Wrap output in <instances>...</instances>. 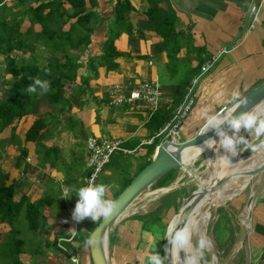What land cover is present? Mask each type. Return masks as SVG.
Masks as SVG:
<instances>
[{"label": "crops", "instance_id": "crops-1", "mask_svg": "<svg viewBox=\"0 0 264 264\" xmlns=\"http://www.w3.org/2000/svg\"><path fill=\"white\" fill-rule=\"evenodd\" d=\"M53 1L3 0L1 3L11 15L19 14V34L21 38H26L30 47L34 46L33 50L24 47L21 52H15L14 56L18 60L42 67L50 59H60L58 51L54 56L48 50L46 41L53 40V32L59 31L57 15L52 16L50 29L53 32L49 36L43 31V27H49L47 19L50 10L46 8L42 13L36 12L38 17L32 13L40 5ZM126 1L133 11L124 14V21L117 26L114 21L117 0H84L85 12L93 15L88 25L92 33L91 44L79 55V61L85 64L90 59L102 56L103 43L111 33L119 29L114 41L115 49L120 53V57L115 60L118 68L108 71L97 63H87L79 69V75L86 77V80L81 82L77 79L64 87L63 96L67 104L63 106H51L46 99L36 97L30 112L13 125L21 146L26 149V155H20V145L17 142L5 148L0 160V169L8 175L7 185H14V201L24 196L33 203L45 197L50 203L49 207H44L46 223L39 232L43 252H34L35 257L29 255V264H71L63 253L54 248V242L65 237L56 238L61 231H69L70 214L76 202L74 195L64 198L65 193L83 185L88 177L86 174L90 173L86 148L89 137L121 140L124 148L137 150L132 157L137 158L138 164H142L152 159L160 144L158 141L153 154L149 156L148 148L159 140L156 133L148 127L150 118L166 112L170 114L171 121L176 110L183 104L189 88H193L195 103L181 125L178 142L193 138L205 125L204 113L229 109L244 94L264 83V6L259 12L258 24L254 30H245L249 7L257 0H162L159 7L174 12L177 19L176 31L181 33L180 40H186L172 62H169L163 50L161 37L154 31L153 19L147 15L148 1ZM62 8L69 15L74 12L65 0H62ZM50 14L53 15V12ZM7 20H10V16ZM37 20H41L42 25ZM75 22L76 18L66 19L61 32H68ZM78 52L69 51L70 56ZM219 52L222 53L218 55ZM216 55L219 57L214 66L207 73L201 74L204 63ZM5 67V61L0 55V90L8 88L6 85L3 87V84L12 79L11 76L5 78ZM195 80L197 82L193 86ZM143 81L159 86L160 97L155 111L109 106L108 95L112 86L135 85ZM37 119L44 120L46 127L40 132L36 142L24 143L27 130ZM11 132L12 126L0 133V139H9ZM255 140L256 136H249L247 143L241 148L246 150ZM149 141L152 143L147 144ZM52 148L56 149L57 154L51 157L53 166L50 167L43 161L42 151ZM226 154L224 149L218 154L219 170L223 168ZM238 163L239 161L234 160L233 170ZM106 166H110V162ZM106 174H109V170H106ZM237 196L218 208L217 225L213 226V230L218 227L216 231L222 232V236L227 233L231 247L235 246V251L239 252L242 250V212L245 214L248 196ZM235 200L237 202L234 203ZM51 222L61 223L56 228L50 226ZM120 222L113 227L111 234ZM7 228L5 233L9 229ZM84 231L85 229L81 230L82 233ZM220 245L218 244V251L221 249ZM249 247L250 264H258L264 248V175L253 200ZM119 250L118 246L112 249L114 264L119 262ZM22 255L27 254H21L19 258ZM78 256L81 264H89L86 247L81 248ZM129 261L137 264L135 258ZM109 264H112L111 251Z\"/></svg>", "mask_w": 264, "mask_h": 264}, {"label": "trees", "instance_id": "trees-1", "mask_svg": "<svg viewBox=\"0 0 264 264\" xmlns=\"http://www.w3.org/2000/svg\"><path fill=\"white\" fill-rule=\"evenodd\" d=\"M74 10L72 15L67 14L62 8V0H54L52 3L48 2L46 4L40 5L38 8L32 11L34 16L36 12L42 13L46 8L53 12V15L48 14L49 27H43V31L47 35H51L53 32L50 29V24L52 22V16L58 17L59 31L53 32V40L47 41V48L51 53L58 51L60 53V59L53 58L50 59L46 66H36L24 60H18L15 56V52H21L24 50V47H28V50H33L34 46H29L27 44L26 38H21L19 34V22H17V16L19 14H12L6 7L1 4L3 0H0V55L3 57L6 67L5 73L10 74L12 77L11 80L4 82L8 88H2L0 93H3L0 96V133L3 132L6 128L12 126L11 136L7 140L0 139V160L3 157L5 148L8 145H14L18 142V149L21 156L26 155V149L21 146L18 136L16 135V129L14 123L21 120L26 116L32 107L33 101L36 97H41L46 99L51 106H63L67 104V100L64 98V87L67 84L74 83L77 79L80 81H85L86 77L79 75V69L85 67L87 63L94 64L97 63L100 67H105L108 71H114L118 68V65L115 63V60L120 57V53L115 49L114 41L115 37L119 33V29L115 30L109 35V38L102 45V56L99 58H93L87 61V63H82L79 61V55H81L91 44L90 35L92 29L88 27L90 20H92L93 15L91 12H85L84 10V0H65ZM149 7L147 10L148 17L152 18L154 21V31L161 37V43L163 50L166 52L169 62L174 60V57L181 50L182 44L186 40H180L181 33L176 31L177 19L172 10H165L159 7V4L162 3V0H147ZM116 14H115V23L118 26L119 23L124 21L123 16L126 13L133 11V8L130 6V3L126 0L120 1L117 0L115 4ZM58 12H57V11ZM10 16V20H7V17ZM76 18L74 25L70 26L68 32H61V28L65 24L66 19ZM41 23V20H37ZM55 22V20H53ZM79 51L78 54L70 56L69 51ZM55 56V54H54ZM35 79L41 81H47L48 90L40 92V89L37 88V91L34 93H28L26 91L27 86L31 84ZM171 119L169 113H162L161 115H153L148 123L149 129L152 132L157 133L161 128L165 126ZM46 127V122L42 119H37L30 126L25 134L24 143L27 142H36L39 138L40 132ZM158 140L154 141L153 146L148 148L149 156L153 154L155 146H157ZM255 144L252 143L247 147L245 152L250 153L253 150ZM57 154L55 148L52 149H43V161L49 164L50 167L53 166L51 162V157ZM42 158L40 157V160ZM146 161L142 163L136 170V172L127 180L124 188L130 183L132 178L138 174L146 165L150 163ZM176 170H172L167 173L164 177L159 179L153 184L157 188H164L168 186L175 174ZM89 175L88 173L86 174ZM8 175L5 174L0 169V224L6 225L9 229L6 232L5 237L0 240V259L1 260H10L9 263L5 264H22L19 256L24 254L22 248L24 245V240L16 239L12 241L14 233H17V221L20 215H23L28 228L34 234L40 232L42 225L46 223L44 217V207H49L47 198H41L37 202L31 203L27 198L22 196L18 201H14L15 198V188L13 184L7 185ZM122 188L118 193L113 196L112 201L120 194L124 189ZM164 208L167 210V213L171 212L175 214V204L171 202H166ZM152 216V215H150ZM140 222L145 221L143 218H138ZM148 221V220H147ZM162 221V220H161ZM161 221L157 223H161ZM100 220L88 223L85 218L78 223V230L76 236L70 243L65 245L68 253L70 255H78L82 247L87 248L86 240L89 233L99 224ZM151 223L150 221H148ZM17 224V225H16ZM67 224H65V227ZM85 229L82 233L81 230ZM59 236L68 237V232L65 230L57 234L56 238ZM112 238V234H111ZM11 241V242H10ZM54 248L61 253L56 246V240L54 242ZM111 243V239H110ZM163 243V242H162ZM110 247V244H109ZM242 252L243 249H242ZM65 255V254H64ZM204 256L207 257V254L204 253ZM35 256V255H34ZM67 258L68 256L65 255ZM162 256V255H161ZM242 264L244 263V253L241 256Z\"/></svg>", "mask_w": 264, "mask_h": 264}, {"label": "rangeland", "instance_id": "rangeland-1", "mask_svg": "<svg viewBox=\"0 0 264 264\" xmlns=\"http://www.w3.org/2000/svg\"><path fill=\"white\" fill-rule=\"evenodd\" d=\"M239 136H243L247 143L249 136L254 137L255 135H249L248 132H246L244 129H241L238 134V137ZM262 137L263 136L259 138L256 137V140L254 141L255 147H253V150L250 153L255 150ZM243 145L244 144L237 145L235 160L239 161V163L235 166V170H240L242 168L243 161L248 158L243 157L250 154H247V152L244 151L245 149L241 148ZM221 150L222 148L220 146L217 149L213 150L211 152V158L213 160L218 159L217 153L221 152ZM132 156L133 155L124 156L119 153L114 154L111 158L112 160H110V166L104 167L102 172L97 176L95 183H103L104 185H106V197L108 199L112 200L113 196L122 188H124L127 180H129L133 173L137 170L138 165H141L138 164L137 158H134ZM116 166H118V169L115 168ZM217 168H220L218 166V163ZM106 170H109L108 175L106 174ZM213 172L214 167L211 166V163H208L207 157L201 155L194 161H192L188 167L176 170L172 182L168 186L164 187L168 189L166 192L158 191L162 188H157L156 185H152L150 188L142 192L139 197H137L129 205V207L127 208L126 216L121 220V222L119 221L120 223L115 227L112 233L111 243L108 249L109 252L111 251L112 264H114V255L112 253V249H114L115 246H118V248L120 249L118 257L119 262H117L116 264H132L129 260L134 258L137 264H143L146 249H150L155 242V251L161 255L163 236H158L157 233L163 232L169 221L178 213V210L180 209L184 199L191 192L195 191L198 186H200V182L209 179L210 174L212 175ZM255 180L256 177L254 179V184ZM79 186L81 185H78V187ZM152 192L155 193L152 194ZM248 193L249 188H246L241 194H239V196L244 198V196H248ZM237 200H235L234 203L237 202ZM228 201L224 202L223 205H220L219 207L211 211V218L206 228V235L207 238L211 241V245L210 247H206V249L203 250L202 254L200 253V264H242V250L236 252V247H231L232 245H230V240L227 237V233H224V236H222V232L221 234L216 231L218 227L213 230V226L217 225L216 219L218 208L225 206ZM163 202L174 203L176 207L175 214H172L171 212L167 213V210H165L164 208L165 204H163ZM242 214L245 215L243 212ZM139 217L143 218L145 221H137L139 220ZM86 219L88 223L94 222L90 218ZM147 220L151 223H149ZM158 220L159 222L162 220L160 224L157 223ZM17 222V233H14L12 241L16 239L24 240L25 243L23 245L22 252L26 253L27 255H22L20 259L22 260L23 264H29V255L35 257L34 255H36V251L38 253L43 252L40 245L42 242V237L40 233L34 234L29 230L27 222L23 215L19 216ZM59 223L61 222H51L50 226H55L57 228L60 226ZM6 228L7 227H2L0 225V240L5 237ZM224 229L226 230V228ZM195 241H197V238L193 239V248L196 250ZM218 244H221L220 251H218ZM51 248L52 244H50V249ZM204 253L207 254V257L203 255ZM213 255L216 257L215 261L212 259ZM5 262L9 263L10 260L0 259V264H5Z\"/></svg>", "mask_w": 264, "mask_h": 264}, {"label": "water", "instance_id": "water-1", "mask_svg": "<svg viewBox=\"0 0 264 264\" xmlns=\"http://www.w3.org/2000/svg\"><path fill=\"white\" fill-rule=\"evenodd\" d=\"M3 94H0L2 96ZM243 99L246 103L240 104ZM264 101V83L255 89L244 94L231 108L232 115L236 116L245 111L253 110ZM205 126V125H204ZM203 126V127H204ZM202 127V128H203ZM221 130L226 132L229 130L227 123L222 124ZM217 137L216 130L209 129L204 133L199 131L193 138L183 142H161L148 165H146L138 174H136L130 183L120 192V194L113 200L116 208L112 215L107 219L100 220L99 224L89 233L86 244L88 249L89 264H109V244L111 239V232L113 227L119 221L120 216L126 211L129 205L146 189L150 188L155 182L164 177L172 170L184 168L186 165L183 162V157L187 149L195 148L203 145L205 142ZM264 150V148H263ZM238 152V151H237ZM252 153L243 157H250ZM264 155V153H263ZM264 173V157L262 163L252 170H231L217 177L208 185L198 186L197 189L191 192L182 202L178 213L174 217H179L181 222L177 227L187 224L188 220L198 207V205L208 196L223 189L235 177H249V193L245 204L244 222L241 224L242 241L241 248L244 250V263L250 264V221L252 214L253 200L255 196V189L252 180ZM236 196V195H235ZM231 197L230 199L234 198ZM229 199V200H230ZM166 248H170L167 239L163 238L161 247V255L165 259V264H175V260L169 253L165 252ZM212 259L215 261L216 257L213 255Z\"/></svg>", "mask_w": 264, "mask_h": 264}, {"label": "clouds", "instance_id": "clouds-1", "mask_svg": "<svg viewBox=\"0 0 264 264\" xmlns=\"http://www.w3.org/2000/svg\"><path fill=\"white\" fill-rule=\"evenodd\" d=\"M5 78H10L7 74ZM39 88L42 91L48 90L47 81L35 79L27 86L28 93H34ZM246 103L243 99L240 104ZM205 126L199 129V133H204L209 129L216 130L219 145L226 153L236 154L237 145L245 144L246 140L243 136L237 137L235 134L244 129L249 135H255L257 138L264 136V116L255 111L248 110L239 115L233 116L231 109L217 111L215 113H204ZM227 123L229 128L233 130V135H227L221 130V125ZM207 143V142H205ZM264 143V141H261ZM252 147V146H250ZM76 197V202L71 213V219L77 223L85 218L92 221L107 219L112 215L116 208L114 201L106 197V185L103 183L88 182L78 188L71 189L66 192L64 198ZM181 222L179 217H173L166 225L162 233L163 238L167 239L170 248H166L165 252L172 256L175 250H185L191 244L192 231L187 224L177 227ZM156 242L150 249H146L143 264H165V259L155 251ZM210 245V241L205 236H200L196 241V249L202 254L203 250ZM186 264H196V256L187 257Z\"/></svg>", "mask_w": 264, "mask_h": 264}, {"label": "built area", "instance_id": "built-area-1", "mask_svg": "<svg viewBox=\"0 0 264 264\" xmlns=\"http://www.w3.org/2000/svg\"><path fill=\"white\" fill-rule=\"evenodd\" d=\"M263 6L264 0H257L251 4L245 20V30H254L258 24V15ZM221 53L222 52H219L218 55ZM218 55L211 57L204 63L201 67V74L207 73L214 66L219 57ZM196 82L197 80L194 81L193 86ZM159 97V86L149 81L139 82L135 85L115 84L110 88L108 95L109 106L111 107H128L131 110L150 109L151 111L157 109ZM194 103L193 88H189L183 104L176 110L172 120L156 133V138L159 139L158 141H160V143L163 141L174 143L179 141V130ZM151 143L152 141L147 142V144ZM86 148L88 152L87 166L90 173L85 179L84 184L95 182L97 176L110 162L114 154L119 153L124 156H131L137 152V150H128L124 148L122 141L119 139L99 138L94 136L87 139ZM77 230L78 223L71 219L68 237H61L56 240L57 248L68 256V260L71 264H81L79 256L77 254L70 255L65 247V244L70 243L76 236ZM258 264H264V248L262 249Z\"/></svg>", "mask_w": 264, "mask_h": 264}, {"label": "bare ground", "instance_id": "bare-ground-1", "mask_svg": "<svg viewBox=\"0 0 264 264\" xmlns=\"http://www.w3.org/2000/svg\"><path fill=\"white\" fill-rule=\"evenodd\" d=\"M252 111H255L261 116H264V101L260 105L255 107ZM225 133L231 136L233 135V130L229 129ZM238 134L236 135L237 137H238ZM261 141H264V136L261 138L255 150L252 152V155L244 161L242 168L240 170H252L262 163L263 157H264L263 155L264 143H261ZM217 146L218 147L220 146L218 142V137L210 140L207 143H204L201 146L187 149L185 151L183 162L186 165L184 166V168L188 167L192 161H194L196 158H198L201 155L206 156L208 163H211V166L214 167V172L212 173V175L210 174V178L207 179L206 181L200 182L199 185L201 186L208 185L209 181L212 182L220 175L233 170V162L235 160V155H232V153L226 154V160H225L222 170H219V168H217L218 159L213 160L211 158V152L217 149L218 148ZM218 154L219 153H217V158H218ZM263 175L264 173L256 176L255 184H254L255 178L252 180V184L255 190H258L261 187V180H262ZM249 179H250L249 177H239V178L235 177L223 189L208 196L198 205V207L196 208V210L194 211V213L192 214V216L187 222L188 227L192 231L191 244L187 247V249L180 250L178 253H176L175 250L173 251V258L175 260V264H186L187 257H190V256H196V264H200L199 263L200 252H198L197 249L195 250L193 248V239L194 238L198 239L200 236H205L207 238L206 228L211 218V211H213L220 205H223V203L228 201L231 197L235 195L237 196L241 194L246 188H249ZM167 190L168 189L166 188H162V189H159L158 191L166 192ZM153 193L155 192H152V194ZM126 214H127V209L120 216L119 221H121L126 216ZM119 221H117V223ZM210 245H211V241H210ZM211 264H215V263H211Z\"/></svg>", "mask_w": 264, "mask_h": 264}]
</instances>
